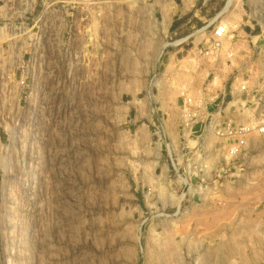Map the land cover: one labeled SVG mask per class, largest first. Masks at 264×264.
Listing matches in <instances>:
<instances>
[{"label":"rangeland","instance_id":"374dc122","mask_svg":"<svg viewBox=\"0 0 264 264\" xmlns=\"http://www.w3.org/2000/svg\"><path fill=\"white\" fill-rule=\"evenodd\" d=\"M219 23L264 50V0H0V264H264V135L177 157Z\"/></svg>","mask_w":264,"mask_h":264},{"label":"built area","instance_id":"2783aa9c","mask_svg":"<svg viewBox=\"0 0 264 264\" xmlns=\"http://www.w3.org/2000/svg\"><path fill=\"white\" fill-rule=\"evenodd\" d=\"M235 45L226 25L219 23L209 33L207 46L191 58L211 78L201 90L180 96L177 157L182 159L183 169H205L198 153H206L208 144H221L220 153L235 155L251 137L264 135V50L258 48L255 55L240 59ZM234 61L237 74L221 83V72Z\"/></svg>","mask_w":264,"mask_h":264},{"label":"bare ground","instance_id":"6f19581e","mask_svg":"<svg viewBox=\"0 0 264 264\" xmlns=\"http://www.w3.org/2000/svg\"><path fill=\"white\" fill-rule=\"evenodd\" d=\"M229 2L227 3V6H228ZM227 6L225 7V9L227 8ZM221 15V14H220Z\"/></svg>","mask_w":264,"mask_h":264}]
</instances>
